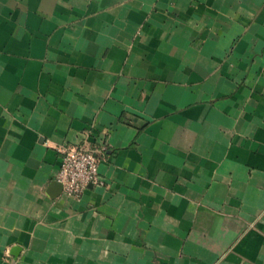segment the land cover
<instances>
[{
  "label": "crops",
  "instance_id": "1",
  "mask_svg": "<svg viewBox=\"0 0 264 264\" xmlns=\"http://www.w3.org/2000/svg\"><path fill=\"white\" fill-rule=\"evenodd\" d=\"M0 264H264V0H0Z\"/></svg>",
  "mask_w": 264,
  "mask_h": 264
},
{
  "label": "built area",
  "instance_id": "2",
  "mask_svg": "<svg viewBox=\"0 0 264 264\" xmlns=\"http://www.w3.org/2000/svg\"><path fill=\"white\" fill-rule=\"evenodd\" d=\"M59 151L62 155V165L57 174V181L62 184L67 196L79 199L89 187L104 185L99 164L107 154L106 143L64 145Z\"/></svg>",
  "mask_w": 264,
  "mask_h": 264
},
{
  "label": "water",
  "instance_id": "3",
  "mask_svg": "<svg viewBox=\"0 0 264 264\" xmlns=\"http://www.w3.org/2000/svg\"><path fill=\"white\" fill-rule=\"evenodd\" d=\"M60 183V182H59ZM61 184V183H60ZM61 186H62V184H61ZM63 187V186H62Z\"/></svg>",
  "mask_w": 264,
  "mask_h": 264
}]
</instances>
